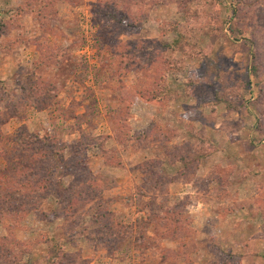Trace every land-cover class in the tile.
Masks as SVG:
<instances>
[{
  "label": "rangeland",
  "instance_id": "1",
  "mask_svg": "<svg viewBox=\"0 0 264 264\" xmlns=\"http://www.w3.org/2000/svg\"><path fill=\"white\" fill-rule=\"evenodd\" d=\"M2 22L0 264H264V0H0Z\"/></svg>",
  "mask_w": 264,
  "mask_h": 264
},
{
  "label": "trees",
  "instance_id": "2",
  "mask_svg": "<svg viewBox=\"0 0 264 264\" xmlns=\"http://www.w3.org/2000/svg\"><path fill=\"white\" fill-rule=\"evenodd\" d=\"M4 28H5L4 23L3 22H2V24L0 23V30H2ZM176 44H177V42H176ZM215 99H216L217 103H224V104H226L227 107H229L228 106L229 104L226 102L225 97H224V95L221 94V92H218L216 94ZM144 100L146 102L157 103V101H156L157 98L156 97L150 98V100L149 99H144ZM26 139L25 138H21V142L19 143V146L21 148H27L29 146L28 139L29 140L31 139V140H33L34 143H36V144L39 143V145L37 147H38L42 157L50 156V160L54 161V157L56 156V153H54V151L51 150V147L49 146L48 143L41 141L39 138H26ZM57 160L60 161V162H64V161H66V158H64L63 154H58V159ZM65 165H66L64 167L65 171H70L72 166L69 165V162L67 164H65ZM53 168H56V166H54ZM69 175H72L71 171H70ZM87 175H89V173H87L86 176H84V178L79 179V180L77 179L76 183L71 184L70 186L63 187V190H66V191L69 192V191H74V189L78 190L79 187H83V190H85V191L87 190L88 191L89 189L92 188L91 187L92 182L89 179V177H87ZM56 183H57L56 187L53 188V189H51V187H49L50 191L47 190V192L50 195H52L53 197H55L56 200L60 201L59 203H62L61 199H63L64 196H66V194L64 193L63 190H61L58 181H56ZM22 188H23V190L20 192L18 197L19 198L24 197L27 200H34L33 199L34 197L32 198V194L35 192V190H31L30 186L27 185V187H26L25 184L22 186ZM59 189H60V191H59ZM61 194H64V196H61ZM70 204H71V202H70V200H68L67 201V205L69 206ZM58 251H59V248H56L54 246V249L52 251L48 252L49 255H50L49 258L50 259H54V260L57 259ZM50 259L48 260V262L50 261Z\"/></svg>",
  "mask_w": 264,
  "mask_h": 264
},
{
  "label": "crops",
  "instance_id": "3",
  "mask_svg": "<svg viewBox=\"0 0 264 264\" xmlns=\"http://www.w3.org/2000/svg\"><path fill=\"white\" fill-rule=\"evenodd\" d=\"M243 141H244V139H243ZM242 141V142H243ZM228 144H232L230 141L228 142ZM233 145V144H232ZM254 149V148H253ZM254 151V150H253ZM216 155H218L217 157L219 158V157H223L222 155H225V156H227L228 157V155L225 153V150H221V151H218V152H216ZM208 159H210V160H214L215 159V156H211V157H208ZM210 163H211V161H210ZM221 166V165H220ZM222 167V166H221Z\"/></svg>",
  "mask_w": 264,
  "mask_h": 264
}]
</instances>
